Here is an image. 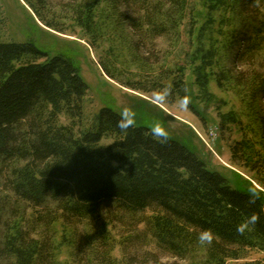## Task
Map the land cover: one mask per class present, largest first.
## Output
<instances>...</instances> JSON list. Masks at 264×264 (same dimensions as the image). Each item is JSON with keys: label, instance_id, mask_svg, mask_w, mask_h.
<instances>
[{"label": "trees", "instance_id": "16d2710c", "mask_svg": "<svg viewBox=\"0 0 264 264\" xmlns=\"http://www.w3.org/2000/svg\"><path fill=\"white\" fill-rule=\"evenodd\" d=\"M25 2L45 26L65 30L57 19L43 16L37 2ZM131 2L143 10V19L121 9ZM263 2L233 0L226 53L264 129ZM65 6L72 32L77 27L92 46L107 33L121 35L125 23L177 42L188 0H74ZM100 67L116 77L109 64ZM196 76L207 93V77L199 69ZM123 84L143 92L167 88L169 101L187 98L181 69L167 85L158 79L151 85L134 79ZM87 90L69 57L50 58L32 42L0 40V264H59L54 223L96 221L104 209L116 219L148 210L138 221L158 246L182 257L202 252L195 264H228L246 250L264 253L262 191L233 188L186 146L147 127L121 129L123 116L110 108H100L85 123ZM103 139L110 142L100 145ZM245 149L243 140L237 141L232 160L246 157ZM253 214L258 220L248 225ZM205 229L213 232L211 245L198 242ZM110 251L102 252L101 264H117Z\"/></svg>", "mask_w": 264, "mask_h": 264}, {"label": "rangeland", "instance_id": "374dc122", "mask_svg": "<svg viewBox=\"0 0 264 264\" xmlns=\"http://www.w3.org/2000/svg\"><path fill=\"white\" fill-rule=\"evenodd\" d=\"M31 1L38 3L43 16L57 19L65 30L45 26L25 0H0V40L32 42L50 58L69 57L88 86L83 105L85 123L102 107L121 116L130 107L134 110L132 124L152 131L162 127L165 137L186 146L233 188L254 187L264 193V129L250 106L248 88L236 77L226 53L234 24L233 0H188L177 42L134 30L125 23L121 35L107 33L94 46L77 27L72 32L65 5L74 0ZM262 7L264 10V2ZM121 9L130 18L143 19V10L133 2L127 10ZM102 63L115 69V78L102 71ZM176 69H181L190 107H182L177 97L169 101L168 95L162 101L157 95L162 89L143 92L123 84L134 79L151 85L158 79L167 85ZM197 69L207 77V93L197 84ZM62 122L68 123L65 118ZM240 140L245 143L246 157L244 154L233 161L231 147ZM109 142L103 139L100 145ZM30 214L27 209L28 218ZM113 214L104 209L96 221H56L59 264H101L102 252L109 249L117 264H195L203 257L202 252L177 256L158 246L146 224L138 221L141 215L149 214L148 210L135 217L118 214V219ZM227 263L264 264V253L246 250L241 258L228 259Z\"/></svg>", "mask_w": 264, "mask_h": 264}, {"label": "clouds", "instance_id": "9594fccd", "mask_svg": "<svg viewBox=\"0 0 264 264\" xmlns=\"http://www.w3.org/2000/svg\"><path fill=\"white\" fill-rule=\"evenodd\" d=\"M168 89L165 88V89H162L159 93H157V95L159 96V98L163 101L167 98V95H168ZM189 101L187 98H183L181 100V106L182 107H187ZM133 119H134V110L130 107L128 108H125L123 110V118L121 121L118 122V126L121 128V129H127L128 127L131 126L132 122H133ZM124 120H126L127 122H124ZM154 133L160 137H164L165 136V131L162 127L160 126H157L155 129H154ZM258 220V216L253 214L250 216V218L248 219L247 221V224L248 225H254L256 223V221ZM198 242L202 245H211L212 241H213V232L210 230V229H205V230H202L198 237Z\"/></svg>", "mask_w": 264, "mask_h": 264}]
</instances>
